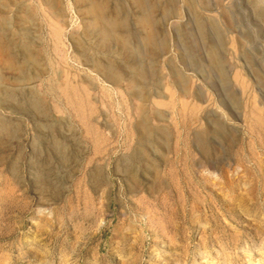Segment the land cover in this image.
I'll return each instance as SVG.
<instances>
[{"label":"rangeland","instance_id":"1","mask_svg":"<svg viewBox=\"0 0 264 264\" xmlns=\"http://www.w3.org/2000/svg\"><path fill=\"white\" fill-rule=\"evenodd\" d=\"M57 1L0 0V264H264V0H173L198 21L196 47L183 34L203 79L174 86L167 115L137 105L129 54L88 26V2ZM94 1L120 23L134 4Z\"/></svg>","mask_w":264,"mask_h":264},{"label":"crops","instance_id":"2","mask_svg":"<svg viewBox=\"0 0 264 264\" xmlns=\"http://www.w3.org/2000/svg\"><path fill=\"white\" fill-rule=\"evenodd\" d=\"M140 1L141 3H138L134 0L132 5H121V34L118 31L119 27L114 29L110 27L113 30L111 31L109 28L110 37H102L107 42H109V39L120 42L122 57H124V52L129 54L128 59L126 57L121 59V68L125 71L124 73H127L126 75L131 76L132 79L131 81L129 79L128 82L133 83L135 91H139L140 97L136 101L137 104L138 101L140 102L139 107L141 105L142 107L151 106L153 113L160 112L167 115V112L174 107L172 95H169L174 86L177 87V91L184 93L185 97H188V93H190L185 88L186 84L190 85V88L193 87L195 93L201 86L199 79L203 78H200V72L197 69L198 57L195 54L191 55L193 48L189 47V39H186L183 34L187 30L188 35H191V45L196 47L197 42L193 38L198 39L199 35L197 30H194V33L189 32V24L198 21L195 19L187 20L188 15L185 13L190 11L188 5H181L173 2V0H153L151 3L145 2V0ZM131 11L134 13L133 15L130 14ZM193 11L198 10L194 9ZM147 14L149 16H145ZM194 27L199 29L198 25H193L192 28L194 29ZM149 34H152V36ZM216 45L218 46V44ZM199 47H201V44H199ZM203 53L202 51V55ZM212 54L213 51L209 50V57H214ZM129 60L135 63L133 68L127 66L126 63ZM181 61H184V63L191 62V64H186L188 71L180 70ZM103 62H106V66L99 61L93 63L96 71L107 78L108 74H115L118 78L121 77L122 81L124 75L115 71L112 61L108 62L104 59ZM143 92L148 96H144Z\"/></svg>","mask_w":264,"mask_h":264},{"label":"bare ground","instance_id":"3","mask_svg":"<svg viewBox=\"0 0 264 264\" xmlns=\"http://www.w3.org/2000/svg\"><path fill=\"white\" fill-rule=\"evenodd\" d=\"M44 1V3L45 4H48L49 5V8L50 9H52V10H54L56 7H57V3H58V1L57 0H42V2ZM51 1V2H50ZM88 3H87V5H88V7H86L87 8V12H88V14H90V16H91V19H90V21L88 22V26L89 27H91L92 28V30L94 29V28H96L97 27V29L99 30V32L102 34V36L104 37V38H107V37H110V33H109V28L111 27L112 29H114V28H117L121 23L120 22H118L116 19H106V18H102L101 16H100V12L102 11V10H104V9H106V6L104 5V4H97L94 0H86ZM114 1V0H113ZM134 1V0H133ZM169 1V0H168ZM219 1V0H218ZM245 1V0H244ZM251 1V0H250ZM15 2V1H14ZM16 2H17V0H16ZM136 2H138V3H141V1L140 0H136ZM163 2V1H162ZM191 2H192V0H191ZM196 2V1H195ZM201 2V1H200ZM213 2V1H212ZM238 2V1H237ZM262 2V1H261ZM12 3V2H11ZM40 3V2H39ZM77 3V2H76ZM26 4V3H25ZM81 4H82V2H81ZM80 4V5H81ZM221 4V3H220ZM261 4V3H260ZM14 5H15V3H14ZM22 5V4H21ZM24 5V4H23ZM144 5V4H143ZM187 5V4H186ZM42 6V5H41ZM43 6H45V5H43ZM189 6V5H188ZM187 6V7H188ZM198 6V5H197ZM196 6V7H197ZM257 6V5H256ZM258 6H259V4H258ZM11 7H12V5H11ZM46 8H47V6H45ZM141 7V6H140ZM158 7V6H157ZM162 7V6H161ZM190 7V6H189ZM21 8V7H20ZM25 8V7H24ZM29 8H31L30 6H29ZM45 8V9H46ZM154 8V7H153ZM156 8V7H155ZM182 8V7H181ZM219 8V7H218ZM26 9V8H25ZM197 9V8H196ZM214 9V8H213ZM264 9V8H263ZM31 10H33V9H31ZM35 10V9H34ZM83 10H85V9H83ZM119 10V9H118ZM181 10V9H180ZM189 10V9H188ZM199 10V9H198ZM10 11V10H9ZM12 11V10H11ZM42 11V10H41ZM48 11H49V9H48ZM55 11V10H54ZM57 11V10H56ZM59 11V10H58ZM139 11V10H138ZM175 11V10H174ZM183 11V10H182ZM60 12V11H59ZM162 12H163V10H162ZM168 12V11H167ZM193 13H194V11H192ZM7 13H9V12H7ZM12 13V12H11ZM33 13V12H32ZM56 13V12H55ZM214 13V12H213ZM226 13V12H225ZM232 13V12H231ZM43 14H44V12H43ZM47 14V13H46ZM50 14H51V12H50ZM169 14V13H168ZM197 14V13H196ZM215 14V13H214ZM11 15V14H10ZM23 15V14H22ZM59 15V14H58ZM87 15V14H86ZM115 15H117V14H115ZM212 15V14H211ZM228 15V14H227ZM232 15V14H231ZM4 16V15H3ZM8 16V15H7ZM103 16V15H102ZM145 16H149L148 14L147 15H145ZM1 17V16H0ZM21 17V16H20ZM50 17V16H49ZM115 17V16H114ZM155 17V16H154ZM169 17V16H168ZM185 17V16H184ZM199 17V16H198ZM3 18V17H2ZM36 18V17H35ZM58 18V17H57ZM109 18H110V16H109ZM117 18V17H116ZM125 18V17H124ZM147 18V17H146ZM175 18V17H174ZM28 19V18H27ZM53 19V18H52ZM165 19V18H164ZM193 19V18H192ZM196 19V18H195ZM210 19V18H209ZM2 20H4V19H2ZM147 20V19H146ZM152 20V19H151ZM197 20V19H196ZM9 21V20H8ZM11 21V20H10ZM54 21H57L56 19L54 20ZM22 22V21H21ZM142 22V21H141ZM218 22V21H217ZM229 22H230V20H229ZM4 23V22H3ZM23 23H25V22H23ZM125 23V22H124ZM147 23V22H146ZM216 23V22H215ZM198 24H200V23H198ZM202 24V23H201ZM11 25V24H10ZM25 25H26V23H25ZM50 25V24H49ZM50 26H52V25H50ZM2 27V26H1ZM57 27V26H56ZM56 27H53L52 29H53V34H54V36H58L59 35V29L58 28H56ZM122 27V26H121ZM127 27V26H126ZM59 28H61V27H59ZM111 28H110V30H111ZM19 29V28H18ZM143 29H144V27H143ZM96 30V29H95ZM0 31H1V29H0ZM21 31V30H20ZM19 31V32H20ZM82 31V30H81ZM90 31V30H89ZM111 31H113V30H111ZM12 32V31H11ZM76 32V31H75ZM12 33H14V32H12ZM18 33V32H17ZM28 33V32H27ZM73 33V32H72ZM148 33H151V32H148ZM22 34V33H21ZM29 34V33H28ZM17 35V34H16ZM73 35H74V33H73ZM84 35V34H83ZM149 35H151L152 36V34H149ZM18 36V35H17ZM53 37V36H52ZM78 37V36H77ZM94 37V36H93ZM145 37V36H144ZM95 38V37H94ZM153 38V37H152ZM22 39V38H21ZM25 39V38H24ZM109 39V38H108ZM52 40V39H51ZM81 40V39H80ZM89 40V39H88ZM110 40V39H109ZM122 40V39H121ZM2 41H3V39H2ZM37 41V40H36ZM149 41V40H148ZM24 42V41H23ZM32 42H34V41H32ZM32 42H31V44H32ZM48 42V41H47ZM58 42V41H57ZM97 42H99V41H97ZM122 42H124V41H122ZM128 42V41H127ZM126 42V43H127ZM9 43V42H8ZM114 43H117V42H114ZM1 44V43H0ZM15 44V43H14ZM18 44H19V42H18ZM21 45L22 44H24V43H20ZM29 45H30V43H28ZM39 44V43H38ZM55 44V43H54ZM57 44V43H56ZM55 44V45H56ZM59 44V43H58ZM123 44V43H122ZM22 46H24V45H22ZM31 47H32V45H30ZM128 46V45H127ZM127 46H125V47H127ZM147 46V45H146ZM18 47H20V46H18ZM41 47V46H40ZM110 47V46H109ZM113 47V46H112ZM36 48V47H35ZM57 48V47H56ZM116 48V47H115ZM151 48H153V47H151ZM15 49V48H14ZM26 49V48H25ZM43 49V48H42ZM83 49H85V47L83 48ZM82 49V50H83ZM121 49V48H120ZM27 51H28V49H26ZM39 50H41V48L39 49ZM53 50V49H52ZM131 50V49H130ZM152 50V49H151ZM42 51V50H41ZM54 51V50H53ZM85 51V50H84ZM95 51V50H94ZM107 51V50H106ZM108 51H109V49H108ZM122 51V50H121ZM133 51V50H132ZM39 52V51H38ZM80 52V51H79ZM153 52V51H152ZM46 53V52H45ZM52 53V52H51ZM58 53H59V51H58ZM91 53V52H90ZM132 53V52H131ZM53 54V53H52ZM56 54V53H55ZM134 54V53H133ZM214 54V53H213ZM63 55V54H62ZM98 55V54H97ZM47 56H49V55H47ZM89 56V55H88ZM100 56V55H99ZM110 56V55H109ZM115 56H116V54H115ZM34 57V56H33ZM128 57H129V55H128ZM54 58V57H53ZM109 58V57H108ZM45 59V58H44ZM47 59V58H46ZM51 59V58H50ZM84 59V58H83ZM93 59V58H92ZM112 59V58H111ZM128 59V58H127ZM90 60V59H89ZM104 60V59H103ZM110 60V59H109ZM48 61V60H47ZM65 62V61H64ZM89 63H91L90 61H89ZM108 63V62H107ZM7 64V66L8 67H15V66H12V64L13 63H11L10 61L8 62V63H6ZM35 64H36V61L34 60V59H30L29 60V65H31V66H35ZM60 64V63H59ZM92 64V63H91ZM15 65V64H14ZM17 65V64H16ZM21 65V64H20ZM54 65H56V64H54ZM94 65V64H93ZM61 66V65H60ZM89 66V65H88ZM96 66V65H95ZM140 66V65H139ZM44 67V66H43ZM94 67V66H93ZM92 67V68H93ZM109 67H110V65H109ZM20 68V67H19ZM56 68V67H55ZM58 68V67H57ZM96 68H97V66H96ZM52 69V68H51ZM60 69V68H59ZM69 69V68H68ZM42 70H44V69H41V71ZM47 70V69H46ZM62 70V69H61ZM100 70H102L101 68H100ZM17 72H18V69L16 70ZM143 71V70H142ZM142 71H141V73H142ZM44 72H45V70H44ZM54 73L56 72V71H53ZM58 72V71H57ZM62 72V71H61ZM63 72H64V70H63ZM110 72V71H109ZM132 72V71H131ZM140 72V71H139ZM48 73V72H47ZM117 73V72H116ZM145 73V72H144ZM20 74H21V72H20ZM58 74V73H57ZM60 74H62V73H60ZM72 74V73H71ZM120 74V73H119ZM55 75H56V73H55ZM69 75V74H68ZM109 76H108V78L109 79H107V80H112L113 82H117L118 80H119V78L115 75V74H108ZM22 76V75H21ZM20 76V77H21ZM71 76V75H70ZM69 76V77H70ZM140 76V75H139ZM142 76H143V74H142ZM18 77H19V75H18ZM29 77H30V75H29ZM35 77V76H34ZM33 77V78H34ZM39 77V76H38ZM52 77V76H51ZM58 77V76H57ZM131 77V76H130ZM145 77V76H144ZM22 78V77H21ZM55 78H56V76H55ZM61 78V77H60ZM68 78V77H67ZM50 79V78H49ZM130 79V78H129ZM57 80V79H56ZM55 80V81H56ZM66 80V79H65ZM75 80V79H74ZM4 81V80H3ZM2 81V82H3ZM13 81V80H12ZM21 81V80H20ZM30 80H28V82H29ZM49 81V80H48ZM83 81V80H82ZM131 81V80H130ZM139 81H141V80H139ZM14 82V81H13ZM16 82V81H15ZM46 82V81H45ZM51 82V81H50ZM58 82V81H57ZM65 82V81H64ZM68 82V81H67ZM66 82V83H67ZM62 83H63V81H62ZM78 83V82H77ZM235 83V82H234ZM56 84V83H55ZM74 84V83H73ZM79 84V83H78ZM74 85H76V83L74 84ZM90 85V84H89ZM88 85V86H89ZM127 85H129V84H127ZM126 85V86H127ZM32 86V85H31ZM41 86V85H40ZM52 86V85H51ZM67 86V85H66ZM80 86V85H79ZM119 86V85H118ZM130 86V85H129ZM141 86H142V84H141ZM140 86V87H141ZM13 87V86H12ZM25 87V86H24ZM34 87V86H33ZM86 87H87V85H86ZM136 87H137V85H136ZM41 88V87H40ZM51 88V87H50ZM60 88V87H59ZM77 88V87H76ZM79 88V87H78ZM138 88V87H137ZM47 89V88H46ZM61 89V88H60ZM80 89V88H79ZM132 89H134V88H132ZM56 90V89H55ZM77 90V89H76ZM130 90V89H129ZM60 91V90H59ZM58 91V92H59ZM31 92V91H30ZM30 92H28V93H30ZM61 92V91H60ZM66 92H68V91H66ZM138 92V91H137ZM33 93V92H32ZM49 93V92H48ZM55 93V92H54ZM57 93V92H56ZM35 94V93H34ZM51 94V93H50ZM60 94V93H59ZM68 94V93H67ZM71 95V94H70ZM69 95V96H70ZM136 95V94H135ZM139 95V94H138ZM262 95V94H261ZM33 97V96H32ZM32 97H30V99L32 98ZM75 97H76V95H75ZM136 97V96H135ZM140 97V96H139ZM36 98H38V97H36ZM72 98V97H71ZM39 99V98H38ZM77 99V98H76ZM37 100V99H36ZM73 100V99H72ZM78 100V99H77ZM4 101H7L6 99L4 100ZM29 102V101H28ZM84 102V101H83ZM6 103V102H5ZM73 103V102H72ZM85 103V102H84ZM10 105L13 107V106H15L14 105V102L12 101L11 103H10ZM35 104H33V106H34ZM44 105H45V102H44ZM138 105V104H137ZM239 105H241V104H239ZM139 106V105H138ZM29 107V106H28ZM38 107V106H37ZM43 107V106H42ZM141 107H142V105H141ZM30 108H32V107H30ZM41 108V107H40ZM241 108V107H240ZM138 109H141V108H138ZM43 110H44V108H43ZM37 111V110H36ZM35 111V112H36ZM150 111H151V109H150ZM22 112V111H21ZM38 112V111H37ZM37 112H36V114H37ZM40 112V111H39ZM139 112V111H138ZM25 113V112H24ZM43 113V112H42ZM46 113V112H45ZM44 113V114H45ZM150 113V112H149ZM23 114V113H22ZM160 114V113H159ZM38 115V114H37ZM46 116V115H45ZM154 116V115H153ZM39 117V116H38ZM43 118V117H42ZM144 118V117H143ZM34 119V118H33ZM37 119V118H36ZM46 119H48V118H46ZM46 119H44V121L46 120ZM49 119H51V118H49ZM162 119V118H161ZM221 119V118H220ZM254 119V118H253ZM208 120V119H207ZM38 122V121H37ZM40 122V121H39ZM61 122V121H60ZM145 122V121H144ZM209 122V121H208ZM50 124H51V122H50ZM263 124V123H262ZM143 125V124H142ZM17 126V125H16ZM255 126V125H254ZM47 127V126H46ZM249 127V126H248ZM14 128V127H13ZM50 128V127H49ZM142 128V127H141ZM37 129V128H36ZM143 129V128H142ZM143 131L144 130H142V134H143ZM262 131H264V130H262ZM44 132V131H43ZM42 132V133H43ZM48 132H50V131H48ZM256 132V131H255ZM16 133V132H15ZM41 133V132H40ZM47 133V132H46ZM159 133V132H158ZM261 133V132H260ZM18 134V133H17ZM141 134V135H142ZM151 134H152V132H151ZM43 135V134H42ZM49 135V134H48ZM17 136V135H16ZM41 136V135H40ZM61 136V135H60ZM232 136H234V135H232ZM57 137V136H56ZM62 137V136H61ZM71 137V136H70ZM144 137H146V136H144ZM152 138V137H151ZM257 138V137H256ZM263 138V137H262ZM261 138V139H262ZM55 139V138H54ZM61 139V138H60ZM148 139V138H147ZM77 140V139H76ZM150 140V139H149ZM26 141V140H25ZM64 141H66V140H64ZM63 141V142H64ZM70 141V140H69ZM74 141V140H73ZM146 141V140H145ZM229 141H230V139H229ZM55 142V141H54ZM147 142V141H146ZM262 142V141H261ZM79 143V142H78ZM237 143V142H236ZM256 143V142H255ZM43 144H45V143H43ZM70 144H73V143H70ZM70 144H68V145H70ZM148 144V143H147ZM57 145H58V143H57ZM236 145V144H235ZM54 146V145H53ZM67 146V145H66ZM80 146V145H79ZM97 146V145H96ZM261 146V145H260ZM57 147V146H56ZM59 147V146H58ZM64 147V146H63ZM242 148H244V147H242ZM242 148H240V149H242ZM253 148V147H252ZM12 150V149H11ZM62 150V149H61ZM66 150V149H65ZM76 150H77V148H76ZM80 150V149H79ZM137 150H138V148H137ZM261 150H262V147H261ZM34 152V151H33ZM61 152H63V151H61ZM60 152V153H61ZM66 152V151H65ZM26 153V152H25ZM136 153V152H135ZM238 153V152H237ZM144 154H142V156H143ZM240 155V154H239ZM249 155V154H248ZM63 156V155H62ZM72 156V155H71ZM131 156V155H130ZM136 156V155H135ZM141 156V155H140ZM204 156V155H203ZM129 157V156H128ZM144 157V156H143ZM206 157V156H205ZM247 157V156H246ZM249 157V156H248ZM66 158V157H65ZM132 159V158H131ZM139 159V158H138ZM141 159H142V157H141ZM144 159V158H143ZM140 160V159H139ZM148 160V159H147ZM217 160V159H216ZM260 160V159H259ZM146 161V160H145ZM213 161V160H212ZM252 161V160H251ZM254 161V160H253ZM129 162V161H128ZM210 162V161H209ZM250 162V161H249ZM248 162V163H249ZM253 164V163H252ZM244 166V165H243ZM242 166V167H243ZM264 166V165H263ZM252 167V166H251ZM257 167V166H256ZM95 168H96V166L94 167V170H93V172L95 171ZM102 168V167H101ZM242 169V168H241ZM259 169V168H258ZM250 170V169H249ZM260 170H261V168H260ZM259 170V171H260ZM264 170V169H263ZM41 171V170H40ZM92 172V173H93ZM99 172V171H98ZM96 173V172H95ZM92 175H95V174H92ZM99 175V174H98ZM255 175V174H254ZM90 177H91V175H90ZM94 177V176H93ZM93 179V178H92ZM91 179V180H92ZM257 183V182H256ZM96 184V183H95ZM195 184V183H194ZM223 184V183H222ZM255 184V183H254ZM260 184V183H259ZM135 185V184H134ZM220 185H221V183H220ZM262 185V184H261ZM41 186V185H40ZM98 186V185H97ZM197 186V185H196ZM224 186V185H223ZM44 187V186H43ZM186 187H188V186H186ZM199 187V186H198ZM243 187V186H242ZM256 187V186H255ZM132 188V187H131ZM194 188V187H193ZM195 188H197V187H195ZM194 188V189H195ZM141 189V188H140ZM184 189V188H183ZM244 189V188H243ZM258 188H256V190H257ZM129 190V189H128ZM142 191V190H141ZM244 191V190H243ZM262 191V190H261ZM41 192V191H40ZM137 192V191H136ZM193 192V191H192ZM253 192V191H252ZM256 192V191H255ZM53 193V192H52ZM142 193H143V191H142ZM246 193V192H245ZM260 193V192H259ZM192 194H194V193H192ZM245 195H247V194H245ZM250 195H251V193H250ZM249 196V195H248ZM250 197H252V196H250ZM203 199V198H202ZM249 199H251V198H249ZM259 199V198H258ZM193 201V200H192ZM253 202V201H252ZM48 203V202H47ZM176 203H177V201H176ZM37 205V204H36ZM210 205V204H209ZM206 206H208L207 204H206ZM198 207V206H197ZM204 206L202 205V208H203ZM212 207V206H211ZM259 207V206H258ZM183 208V207H182ZM196 208V207H195ZM206 208V207H205ZM260 208H262V207H260ZM200 209V208H199ZM210 209V208H209ZM181 210V209H180ZM186 211V210H185ZM197 211V210H196ZM240 211V210H239ZM182 212V211H181ZM180 212V213H181ZM201 212V211H200ZM262 212V211H261ZM182 214V213H181ZM184 215V214H183ZM182 215V216H183ZM262 215V214H261ZM194 220V219H193ZM198 220V219H197ZM195 221V220H194ZM193 221V222H194ZM158 222V221H157ZM197 222V221H196ZM180 223H182V222H180ZM200 223V222H199ZM196 224H198V223H196ZM209 224V223H208ZM132 225V224H131ZM206 225V224H205ZM131 227V226H130ZM170 227V226H169ZM197 227V226H196ZM165 228V227H164ZM180 228V227H179ZM128 229V228H127ZM160 229V228H159ZM124 230H126V229H124ZM163 230H165V229H163ZM173 230V229H172ZM236 230V229H235ZM168 231H169V229H168ZM201 231H203V230H201ZM126 232V231H125ZM130 232V231H129ZM164 232V231H163ZM128 233V232H127ZM170 233V232H169ZM176 233V232H175ZM206 233V232H205ZM262 233V232H261ZM264 233V232H263ZM122 234V233H121ZM126 235V234H125ZM173 235V234H172ZM179 235V234H178ZM233 235V234H232ZM235 235V234H234ZM237 235V234H236ZM165 236H166V234H165ZM264 236V235H263ZM126 237V236H125ZM138 237H139V235H138ZM169 237V236H168ZM172 237V236H171ZM231 237V236H230ZM205 238V237H204ZM236 238V237H235ZM234 238V239H235ZM133 239V238H132ZM139 239V238H138ZM169 239V238H168ZM207 239V238H206ZM141 240V239H140ZM144 240V239H143ZM172 240H173V238H172ZM220 240V239H219ZM236 240V239H235ZM259 240H260V238H259ZM258 240V241H259ZM137 241V240H136ZM175 241V240H174ZM181 242V241H180ZM172 243V242H171ZM207 243V242H206ZM205 243V244H206ZM232 243V242H231ZM201 244H203V243H201ZM235 244V243H234ZM138 245V244H137ZM141 245L143 246V244L141 243ZM142 246H140V248L142 247ZM183 246V245H182ZM205 246V245H204ZM122 247V246H121ZM200 248V247H199ZM205 249V248H204ZM206 250V249H205ZM134 261V260H133ZM136 261V260H135ZM131 262H132V260H131ZM169 262V261H168ZM123 263V262H122ZM130 263V262H129ZM170 264V263H169Z\"/></svg>","mask_w":264,"mask_h":264}]
</instances>
